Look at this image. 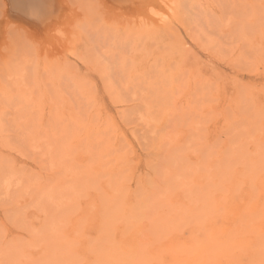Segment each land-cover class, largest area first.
I'll return each instance as SVG.
<instances>
[{"label":"rangeland","instance_id":"1","mask_svg":"<svg viewBox=\"0 0 264 264\" xmlns=\"http://www.w3.org/2000/svg\"><path fill=\"white\" fill-rule=\"evenodd\" d=\"M248 1L62 0L47 25L0 4V264H264Z\"/></svg>","mask_w":264,"mask_h":264},{"label":"bare ground","instance_id":"2","mask_svg":"<svg viewBox=\"0 0 264 264\" xmlns=\"http://www.w3.org/2000/svg\"><path fill=\"white\" fill-rule=\"evenodd\" d=\"M124 1H126V2H128V0H121V2L122 3H124ZM196 1H198V0H196ZM241 1V0H240ZM246 1H248V0H246ZM249 2V1H248ZM251 2V1H250ZM199 3V2H198ZM0 4H3V6L4 7H9V9H10V11H12V12H16V13H18L19 14V16H23V18H25V20H31V21H35L36 23H38V24H41V25H44L45 23H50V22H52V20H54L55 18H57V19H55V20H58V11H59V8L60 7H62V0H0ZM251 4V3H250ZM252 5H253V3H252ZM155 13V12H154ZM22 18V17H21ZM161 19V18H160ZM24 20V19H23ZM158 21V20H157ZM154 23H155V21H154ZM47 24H45V25H47ZM161 39V38H160ZM164 39H166V38H164ZM156 40V39H155ZM166 41V40H165ZM164 41V42H165ZM164 42H162V40H161V43H159V44H162V43H164ZM168 45V48L170 47L169 45H171L170 43H165V44H162V45H164L165 47ZM80 48V47H79ZM171 48V47H170ZM174 48V47H173ZM172 49V48H171ZM175 49V48H174ZM86 50V49H85ZM81 51V50H80ZM172 51V50H171ZM175 51V50H174ZM153 52H154V50H153ZM178 52V51H177ZM149 53H150V50H149ZM170 53V52H169ZM173 53V52H172ZM183 54H185V53H183ZM145 55V54H144ZM143 55V56H144ZM140 56V55H139ZM142 56V55H141ZM175 56V55H174ZM182 56H184V55H182ZM189 56V55H188ZM83 57V56H82ZM176 57V56H175ZM137 58H139V60L141 59L140 57H137ZM145 58H146V56H145ZM144 58V59H145ZM162 58V57H161ZM159 59V58H158ZM138 59H137V61L139 62V64H142V60L141 61H139ZM159 61V60H158ZM162 61V60H161ZM185 62V61H184ZM181 64V63H180ZM185 64V63H184ZM138 65V64H137ZM144 65H142V67H143ZM152 66V65H151ZM163 66V65H162ZM200 66V65H199ZM198 66V67H199ZM137 67H139V66H137ZM197 67V66H196ZM201 67V66H200ZM140 68V67H139ZM144 69V68H143ZM140 70V69H139ZM184 71V70H183ZM188 71H190V69L189 70H187V72ZM197 72H198V69H197ZM79 73H81V72H79ZM78 73V74H79ZM141 73V72H140ZM78 74H77V76H78ZM195 74V73H194ZM203 74V73H202ZM188 75V74H187ZM204 75V74H203ZM205 76V75H204ZM84 77V76H83ZM82 77V78H83ZM195 77V76H194ZM212 77V76H211ZM215 78H216V75L214 76ZM213 77V78H214ZM81 78V77H80ZM197 78V77H196ZM205 78V77H204ZM209 77H207V79H208ZM212 78V79H213ZM195 79V78H194ZM218 79H219V77H218ZM82 80V79H81ZM191 80V79H190ZM209 80V79H208ZM208 80H207V82H208ZM214 80V79H213ZM192 81H193V79H192ZM195 81H196V79H195ZM198 82H199V80H197ZM210 81V80H209ZM212 81V80H211ZM216 81H219V80H216ZM214 83H215V81H213ZM194 83V82H193ZM216 83H218V82H216ZM90 84V83H89ZM94 84V83H93ZM209 84H211V82L209 83ZM219 84V83H218ZM91 85V84H90ZM198 84L196 83V86H197ZM200 85V84H199ZM205 85V84H204ZM212 85V84H211ZM202 86V85H201ZM216 86L217 85H215L214 86V89L216 88ZM194 87H195V85H194ZM197 87H199V86H197ZM217 87H219V85L217 86ZM85 88V87H84ZM183 88H184V86H183ZM90 89H94V88H90ZM88 90H89V88H88ZM95 90V89H94ZM198 90H200V89H198ZM197 90V91H198ZM90 91V90H89ZM91 91H93V90H91ZM91 91H90V95H92V98L94 99V97H93V95H95V94H93V93H91ZM96 93V92H95ZM192 93V92H191ZM252 93H253V90H252ZM251 93V94H252ZM220 94V93H219ZM221 95V94H220ZM89 96V95H88ZM97 95H95V97H96ZM256 96V95H255ZM91 100H92V98L91 97H89ZM97 98V97H96ZM227 98V97H226ZM225 98V99H226ZM89 99V100H90ZM96 102V101H95ZM235 102V101H234ZM68 105V104H67ZM96 105V104H95ZM217 106H218V104H216ZM207 107V106H206ZM211 107V106H210ZM209 107V108H210ZM228 107V106H227ZM67 108V107H66ZM99 108V107H98ZM212 108V107H211ZM215 108V107H214ZM229 108H230V105H229ZM228 108V109H229ZM52 109V108H51ZM65 109V108H64ZM70 109V108H69ZM207 109V108H206ZM213 109V108H212ZM99 110H100V108H99ZM215 111H216V109H214ZM65 113L67 112V111H65V110H63ZM101 111V110H100ZM220 112V111H219ZM221 112H222V114H224L223 113V110L221 109ZM211 113V112H210ZM226 113V112H225ZM74 114V113H73ZM97 114H100L99 113V111H98V113ZM106 114V113H105ZM208 114V113H207ZM94 115L96 116V114L94 113ZM215 115H217V114H215ZM62 116H64V115H62ZM101 116V115H100ZM100 116H96L97 117V119L100 117ZM105 115H103V117H104ZM72 117V119L74 120V121H76V122H78V123H80L79 121H80V118L79 117H77L76 115H72L71 116ZM92 117V116H91ZM95 117V118H96ZM208 117V116H207ZM216 117V116H215ZM101 118V117H100ZM99 118V119H100ZM106 118V117H105ZM105 118H103L104 120V122H106L105 121ZM102 119V118H101ZM109 119H111V118H109ZM107 121H108V117H107V119H106ZM99 121V120H98ZM101 122H103L102 120H100ZM110 121V120H109ZM111 121H112V119H111ZM108 122V124H112L113 122ZM103 122V123H104ZM107 123V122H106ZM105 124V123H104ZM114 124V123H113ZM114 126V125H113ZM98 127V126H97ZM101 127H98V130L100 129ZM106 128H110V127H106ZM115 128H116V126H115ZM97 129V128H96ZM95 129V130H96ZM111 129V128H110ZM111 130H115L114 129V127L111 129ZM90 131L91 130H87L85 133H86V136L89 138V137H91V134H90ZM102 131V130H101ZM101 131H97V132H101ZM97 132H95V133H97ZM102 132H104V131H102ZM94 133V134H95ZM99 133H97V134H95V135H97L96 136V139L98 140V139H100L99 137H100V134ZM93 134V135H94ZM92 135V136H93ZM84 137V136H83ZM83 137H81V139L84 141V138ZM91 138H93V137H91ZM79 140H80V138H79ZM82 140H81V142H82ZM90 140V139H89ZM97 140H94V141H97ZM90 143V142H89ZM78 144H79V141H78ZM80 145V144H79ZM78 145V146H79ZM110 146V145H109ZM111 147V146H110ZM56 162V161H55ZM83 163V162H82ZM85 164V163H84ZM9 183L11 182L10 180L8 181ZM15 183V182H14ZM14 183L12 182L11 184H13L14 185ZM13 185H11L10 186V189H12V187H14ZM7 187H9L8 185H6ZM7 189V188H6ZM8 192H9V190H8ZM226 209V212H227V221H228V223H230V221H231V217L229 216V215H231V216H234L235 217V221L237 220L238 221V223L239 222H241V220L243 219L242 217H243V215L241 214V213H239V211L236 209H234V211L231 209V206H230V204H228V206L225 208ZM214 235H215V233H213V237H214ZM134 249L136 248V245H133L132 246ZM85 249H86V247H85ZM83 250H84V248H83ZM88 256V255H87ZM170 257H171V259L168 261V262H172V261H174V255H172V254H170ZM90 258V257H89ZM90 260V259H89Z\"/></svg>","mask_w":264,"mask_h":264}]
</instances>
